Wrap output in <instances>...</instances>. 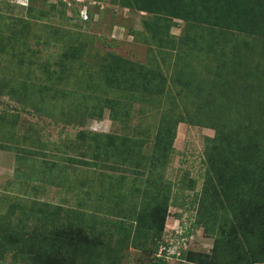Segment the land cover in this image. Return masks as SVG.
Segmentation results:
<instances>
[{
  "label": "rangeland",
  "instance_id": "1",
  "mask_svg": "<svg viewBox=\"0 0 264 264\" xmlns=\"http://www.w3.org/2000/svg\"><path fill=\"white\" fill-rule=\"evenodd\" d=\"M96 1L70 0L64 14L58 0L31 5L0 0V236L23 233L8 240L29 247V235L47 234L49 224L61 243L53 260L37 249L6 251L5 264H90L95 258L100 264L115 258L122 264H157L156 231L164 210L152 218L151 208L164 192L171 200L161 237L173 251L218 261L215 237L204 224L195 227L198 202L192 201L206 183V151L218 140L225 117L264 115V33L219 32L227 57L223 63L217 57L213 64L203 62L208 80L203 94L191 91L188 98L186 91L172 90V75L192 21L161 17L157 38L155 15L136 8L133 0H127L130 7L124 0ZM186 11L195 15L192 8ZM235 52L238 65L231 61ZM124 67L138 87L157 90L162 72L168 79L164 96L124 90L122 78L108 84L113 69L125 77ZM208 103L213 111L204 113ZM117 104L129 110L125 120V111L121 121L111 118ZM175 123L172 150L163 158V132ZM105 135L111 136L109 145ZM222 201L218 227H229L223 222L226 215L232 219L231 212ZM146 204L150 211H144ZM145 217L150 229L140 228ZM116 224L133 233L121 235ZM45 242L52 241L39 243ZM166 262L195 264L181 258Z\"/></svg>",
  "mask_w": 264,
  "mask_h": 264
},
{
  "label": "trees",
  "instance_id": "2",
  "mask_svg": "<svg viewBox=\"0 0 264 264\" xmlns=\"http://www.w3.org/2000/svg\"><path fill=\"white\" fill-rule=\"evenodd\" d=\"M33 1L39 0H30L29 5ZM184 1L185 7L183 5ZM99 2L100 0L94 2V5L100 4ZM58 3L64 9V14L67 7L71 6L70 0H58ZM84 3H86L85 7H88L87 2ZM123 3L130 7V3L128 4L127 0H124ZM133 3L136 8L140 7L141 10L155 15L152 25L157 38L160 37L159 29L163 25L161 17H164L166 21H172V19H184L188 20L189 23L192 21L188 25L190 33L181 39L178 45L177 50L179 52L177 53V61L174 64L175 73L172 75V84L174 86L172 90L176 89L180 93L186 91L185 94L188 98L191 91L198 92V95L203 94L204 84H207L208 81L207 78L203 77L206 72V68H203L204 63L213 64V60L216 57L222 60L223 63L227 57L228 45L221 44L222 39L225 38L219 32L229 31L227 33H230L236 31L245 35L264 33V0H133ZM16 5L22 8L25 7ZM30 7H27L28 10L30 9L29 11L32 9ZM189 8H192L194 16L192 12L186 11ZM194 25L201 26V28L198 27V29ZM172 26L173 24L166 25L163 32L168 33ZM205 29L207 31H204ZM166 43L170 42L167 41ZM239 55L237 52L233 53L232 63L239 59ZM117 61H122V59L118 58ZM236 62H238L236 64L238 65L239 61ZM122 65H125V63L122 62L116 66L118 74ZM114 71L115 69L112 71V76H107L108 84L117 82L119 78H122L123 80H120L119 85H125L124 90L135 89L139 93L157 95L158 98L164 96L162 95L163 93L165 94L163 86L168 79L166 80L162 72L159 75V79L162 78L160 82L162 84L158 85L159 90H157V88L154 89L147 84L138 87L137 83L132 81V71H125V67L124 78L128 77L127 79L120 77L118 74L115 76ZM209 83L213 84V80ZM167 94H170V91ZM122 105L117 104V107H113V110H111V118L113 120L121 121L122 111H125L124 120L129 117V110H124ZM211 107L210 103L204 106V113L213 111ZM245 116L235 117L234 119L231 116H227L225 117L227 121L220 125V130L217 134L218 140L216 142L214 140L213 145L206 151L208 164L206 183L199 199L197 195L196 199L192 201V204L198 202L195 227L204 224L207 234L215 237V249L218 247V249H221L220 260L216 261L212 257L210 258L209 255L195 252L188 253L187 251H182V260H190L195 264H264V115L258 114V117H252L251 115L249 119L247 115ZM208 119L211 122V118ZM185 121L189 120L185 119ZM177 126V123H175L167 132H163V135L166 134L162 136L164 137L163 145L161 146L163 158L164 155L168 157V150L171 149L174 142ZM108 137L111 136L107 135L104 137L105 139L107 138L106 144H108ZM73 161L91 165L78 159ZM157 199V204L151 208L153 210L152 218L164 210L160 228L156 231L157 236L161 239L155 245L157 264H167L164 256H158V253L161 246L169 247V242H166L161 236L171 198L169 193L164 192ZM222 199L226 200L227 210L231 212L232 219L226 215L223 222L229 227H218L221 223L217 212L218 203L223 207ZM145 206L144 211H150L147 208V204ZM73 216H76V214ZM141 221L140 228L145 226L150 229V218L145 217V222L141 218ZM48 226L49 224L47 228L50 232L45 235H29V247L18 245L16 241L10 242L8 240L12 237H22L23 233L17 234V232L11 231L7 233V236H0V242H5H3L5 245L0 244V263H6L3 258L6 255V251L8 253L26 251L25 254H32L34 249L47 254L53 260L55 256L52 252H54L56 247L61 246V243L58 244L53 239L54 234L52 232L56 231ZM47 228L45 224L41 226L40 233ZM117 230L121 235L125 233L129 236L133 233L132 228L126 224L117 225ZM44 238L52 242H45L46 245L40 244L39 242L46 240ZM89 262L90 264L102 263L101 259L96 258ZM107 264L122 263L119 258H115V260Z\"/></svg>",
  "mask_w": 264,
  "mask_h": 264
},
{
  "label": "built area",
  "instance_id": "3",
  "mask_svg": "<svg viewBox=\"0 0 264 264\" xmlns=\"http://www.w3.org/2000/svg\"><path fill=\"white\" fill-rule=\"evenodd\" d=\"M25 1V0H24ZM30 2V0H27L28 4ZM173 247H166V246H161V250H160V254H158V256H164L165 259H170V258H181V249L179 248H174L175 250L173 251L172 249Z\"/></svg>",
  "mask_w": 264,
  "mask_h": 264
},
{
  "label": "crops",
  "instance_id": "4",
  "mask_svg": "<svg viewBox=\"0 0 264 264\" xmlns=\"http://www.w3.org/2000/svg\"><path fill=\"white\" fill-rule=\"evenodd\" d=\"M74 163L80 164L79 162H75V161H74Z\"/></svg>",
  "mask_w": 264,
  "mask_h": 264
},
{
  "label": "clouds",
  "instance_id": "5",
  "mask_svg": "<svg viewBox=\"0 0 264 264\" xmlns=\"http://www.w3.org/2000/svg\"><path fill=\"white\" fill-rule=\"evenodd\" d=\"M165 260H167V261H168L169 259H165Z\"/></svg>",
  "mask_w": 264,
  "mask_h": 264
}]
</instances>
